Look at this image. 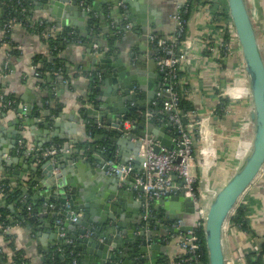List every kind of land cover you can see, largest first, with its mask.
Instances as JSON below:
<instances>
[{
    "label": "crops",
    "instance_id": "0c3cea01",
    "mask_svg": "<svg viewBox=\"0 0 264 264\" xmlns=\"http://www.w3.org/2000/svg\"><path fill=\"white\" fill-rule=\"evenodd\" d=\"M130 1L131 7L120 3L121 1L89 0L85 14L83 0H79L77 5L79 9L69 12L65 20L67 23L62 26V19L53 16L49 9L40 8L38 3L40 1L36 0L28 17L31 22L29 26L14 25L10 32V39L5 42L2 41V19L6 7L0 3V146L9 145L7 141L11 138L13 129L18 131L15 148L12 149L10 156L3 155L4 158L12 159V163H0V181L9 183V191L12 187L19 188L18 182L22 179L17 178L18 181H13L12 178L14 179L18 172H22L24 165L28 168L23 173L25 178L32 174V167L37 168L48 159L40 154L43 148L53 145L60 146L62 150L63 144L69 143L71 145L66 152L74 161L79 157L86 159L87 153L82 151L90 147L96 135L102 133L101 129L95 130L100 125L95 124L93 118H86L84 114L85 101L91 97L97 85V80H92V76L99 67L98 64L92 63L91 50L95 51V48H91L93 38L89 39L90 36H95L100 43L102 42L103 48L98 49L101 52L102 49L105 50L106 57L111 58L114 64H117L116 62H118L117 65L130 64L131 54L135 59L140 55L146 58L139 66L140 68L134 67V69L145 76L146 83L150 82L147 80L149 77H152V83L155 78L156 94L148 101V97L141 93V88L134 85L131 93L137 94V100L142 108H133L134 102H130L129 106L131 109H136L139 116L144 115L146 110H153L151 118L145 117L147 123L153 124L154 127L169 125L171 128L166 129L165 135L170 136V141L175 143L176 133L173 126L166 118L164 121L161 117V114L163 115L161 103L165 97L162 71L154 59L158 50L148 41V35L156 34L161 37L172 35L175 22L171 16L183 6L185 0ZM215 1L196 0L192 5L187 18L185 38L182 41L186 60L178 72V81L187 90L185 98L193 106V110L186 114V122L196 123L189 129L198 131L193 142L194 154L190 172L196 181L199 198L197 206H202L206 210L216 192L245 160L250 152L254 135V124L251 119L252 98L249 85L248 92L245 87L248 80L239 73L237 58L225 54L220 47V43L224 41V34L222 35L220 31L222 26L219 24L223 25L224 22L213 21L210 3ZM245 1L264 60V0ZM224 2L227 8L226 1ZM140 4L144 6V10L141 9ZM133 10L138 14L137 18H140L137 26H133V23L127 20V16L131 15ZM43 19L52 21L51 27L46 26L45 31L48 29L56 33L71 31L79 38L78 41L60 48L59 56L63 59V72L41 71L39 76H35L32 69V65H36L32 63L34 57L50 55L47 40L32 30V22ZM127 23L132 26L130 30L125 28ZM15 48L18 51L14 53ZM148 52H151V56ZM218 53L223 57L222 59H218L220 57ZM150 58L154 60L155 65L149 70L147 60ZM108 68L111 69V65ZM157 76H160V80H157ZM228 86L237 87L236 95L227 93ZM8 95L13 97L12 101L16 108L8 107L3 103ZM221 99L226 101L221 104ZM158 103L160 106L156 111L155 106ZM20 107L24 111H20ZM25 108L29 113L25 111ZM140 130V128L137 129V131ZM55 134H58L60 138H53ZM110 136H112L111 133H109ZM96 143L100 144L98 140ZM75 149L79 151L75 152ZM72 172L77 173L80 183L84 184L93 196L99 198L98 193H110L112 182L107 178L109 174L100 177L99 174H93L87 166L83 165L73 169ZM135 173H139L137 169ZM174 180L179 182L176 177ZM130 183V180L128 183H119L118 188L133 192ZM27 197L28 195L20 190L15 198L9 194L0 193V212L4 214V219L7 221L4 232L8 235L6 238L0 235V253L4 252L6 258V263L2 264L10 262L9 258H12L14 251L21 252L23 258H27L30 264H53L54 261L47 255L51 243L48 233L29 229L25 225V220L18 217L21 215L20 208ZM140 197L142 194L135 191L134 198ZM240 201L248 204L251 210L246 217L253 235L246 231L242 232L233 224L223 226L222 249L225 264H244V258L242 260L237 258L240 250L244 253L246 247L253 244L254 240L257 243L263 241L264 176L255 178L242 194ZM149 203L153 206L142 208L146 217L158 216L160 224H164L166 217L163 215L162 205L158 203V200ZM31 205L29 202L26 205L28 215L30 214L28 206L32 207ZM169 209L173 215L179 216L178 220L181 219L184 222L185 228L191 227L195 219V206L194 211L189 212L181 210L180 203L176 202ZM28 222L35 227V222L30 220ZM170 223L168 221L166 224ZM149 227L153 229L155 236H158L154 242L150 243V245H158L154 249V259L159 263L162 262L160 260L163 257L162 260L168 264H184L182 258L186 250L180 241L181 233L183 234L185 230L180 229L177 233L167 234L166 230L157 226L154 221ZM167 236L171 239L168 240ZM1 258L4 259L3 256H0ZM44 258H49L50 261L46 262ZM138 258L136 257V262L130 264H143Z\"/></svg>",
    "mask_w": 264,
    "mask_h": 264
},
{
    "label": "water",
    "instance_id": "95a60500",
    "mask_svg": "<svg viewBox=\"0 0 264 264\" xmlns=\"http://www.w3.org/2000/svg\"><path fill=\"white\" fill-rule=\"evenodd\" d=\"M78 1L44 0L38 3L40 8L49 9L53 16L61 18V25L65 26L67 14L79 9ZM106 1H121L122 4L132 6L130 0ZM225 1L244 60L253 104L251 119L254 124V135L245 160L216 192L207 208L203 227L207 264H225L222 249L224 222L264 165V60L246 1ZM88 2L89 0H83L85 14ZM140 6L144 10V6L142 4ZM137 17L138 14L133 10L132 14L127 16V20L133 23V26H137L140 22V18ZM93 44H96L97 48L95 51L91 50L92 63L98 64L99 67L92 80H97V85L91 97L85 101L84 114L86 118H93L94 123L100 125L95 130L101 129L102 133L93 135L95 137L90 147L82 151L87 153L86 159L79 157L74 161L66 152L71 144L64 143L61 152L52 159L43 161L39 167H32V174L25 178L23 173L28 168L24 165L22 172H18L17 176L12 178L13 181H18L17 178L22 179L18 182V190L28 195L18 217L25 220V225L29 229L48 233L51 243L47 255L53 261L57 260V264H130L136 262V257H139L143 264H168L162 260L163 257L159 263L154 259V249L158 245L150 243L158 236H155L149 226L154 221L157 226L164 228L167 234L177 233L180 229L189 230L191 227L185 228L183 221L178 227L172 226L179 216L173 215L169 208L177 202L180 203L181 210L193 212L194 204L182 192H177L158 200L166 217L164 224H160L158 216H147L143 219L144 198H134L135 191L143 192L142 186L136 185L132 177L122 179L121 173L116 171L131 161L135 169L141 173L143 158L139 153L144 146V139L155 143V152H159L161 148H176L175 143L170 141V136L165 135L166 129L171 127L169 125L154 127L153 124L147 123L144 115H140L138 122L130 128H123L122 121L127 118L131 109L129 103L134 102L133 108H142L137 100V94L131 93L132 87L137 85L141 88V93L147 96L149 101L156 94L155 78L152 83V77H149L147 80L150 82L146 83L145 76L135 70L146 60L144 56L140 55L135 59L131 54L130 64L117 65L118 62L114 64L111 58L106 57L105 50L102 49L101 52L98 49L104 45L95 36L92 39V49ZM148 55L151 56V52H148ZM110 65L111 69L108 68ZM147 65L150 70L155 65L154 60L148 59ZM157 80H160V76H157ZM159 106V103L155 106L156 111L159 110ZM20 111H24L23 108L20 107ZM25 111L29 113L27 108ZM161 117L165 121L164 114H161ZM183 122H186L185 118ZM138 128L141 130L137 131ZM109 133L112 136L109 137ZM17 134L18 131L13 129L12 136L7 141L9 145L0 146V163H12V159L4 158L3 155L10 156L12 149L15 148ZM55 137L60 138L58 134L53 135V138ZM97 140L100 144L96 143ZM82 165L100 177L109 174L107 178L112 182L110 193H98L99 198L93 196L84 184L80 183L77 173L72 172ZM9 176L11 177V173ZM174 177L176 175H173ZM128 180L131 182L133 192L118 188L119 183H128ZM28 202L32 204L29 215L26 211ZM50 204H53V207ZM151 206L153 204H147V208ZM58 219L61 220L60 223L57 222ZM28 220L35 222V227ZM168 221L171 223L167 225ZM167 238L171 239L169 236ZM49 258L44 260L48 262Z\"/></svg>",
    "mask_w": 264,
    "mask_h": 264
},
{
    "label": "built area",
    "instance_id": "2783aa9c",
    "mask_svg": "<svg viewBox=\"0 0 264 264\" xmlns=\"http://www.w3.org/2000/svg\"><path fill=\"white\" fill-rule=\"evenodd\" d=\"M6 7L9 8L10 11L15 13V15H12L3 24V38H6L8 36L7 34L12 31L14 25L22 23L20 19H18L17 14L20 13L24 8L21 0H16L14 5H7ZM180 8H178V11L173 13L171 16L175 22V29L172 35L167 37H161L156 34L148 35V41L151 42L158 50V54L155 55L154 59L156 64L162 71V87L165 96L164 100L161 103V111L164 114L166 120L173 126V129L175 130L176 148H161L159 152H155V143L144 139V146L139 153L143 158V169L141 173H135V167L131 161H128L120 169H116V171H119L121 173V178L132 176L135 179V184L142 186L143 192L141 194L144 198L143 209L147 208V204L149 202L159 200L164 196H169L176 192H182L191 199L195 206V219L191 225V228L189 230H186L183 234L181 233L180 243L186 250V255L182 258V263L207 264L200 259L204 254L203 246H205V243L204 241L202 242V239L196 232V229L198 227H204L207 210L202 206H197L199 198L196 190V181L194 176L190 172L193 159L194 141L192 135H197L198 131H196L195 129L193 130L192 128V131L189 129L196 123L183 122V118L186 119V114L183 112V110H181L179 105L180 99L187 94V90L182 85H180V82L178 81L179 68L186 60V52L183 49L182 41H180L178 38L185 32L187 24V20H184L180 16ZM125 28L127 30H130L132 26L130 23H127L125 24ZM220 31L222 35L225 34L226 31L229 32V38L226 40V42L222 41L220 43V47L223 51H225V54L227 53L228 55H233L237 58V69L240 71L239 73L241 74V76L243 74V76L247 78L241 47L236 37V33L231 20L224 22ZM6 41H8V39H6ZM93 47L96 49L97 45L94 44ZM217 55L220 56L218 59L223 58L220 53H218ZM32 69L34 70L35 76L40 75L41 71L38 69L37 65H32ZM232 84H234V82H232ZM236 90V86L227 87V93H229L230 95H236ZM3 103L7 106H12L13 101L5 100V102ZM152 115L153 110L151 109L144 112V116L147 118H151ZM135 121V119L126 118L122 121L123 128H130L135 123ZM60 150V146L58 147L51 145L43 148L40 151V154L43 158H51L62 151ZM173 175H176L177 180H179L178 183L176 180H174ZM258 176H264V165L260 170ZM50 206L53 207V204H50ZM30 208L31 207L28 206V209ZM232 210H234V208ZM142 211L144 212L143 219H146L145 211ZM230 214H232V212L229 213V216ZM181 221V219L177 220L174 226L178 227ZM57 222L60 223L61 220L58 219ZM225 224L229 226L233 223L230 222L228 217V219H226V221L224 222V225ZM5 229L6 226L3 230L5 231ZM241 231L245 233V231ZM252 245L253 248L257 250L258 243L256 240H254ZM237 258H239V260H242V258H244V253L241 250Z\"/></svg>",
    "mask_w": 264,
    "mask_h": 264
},
{
    "label": "trees",
    "instance_id": "16d2710c",
    "mask_svg": "<svg viewBox=\"0 0 264 264\" xmlns=\"http://www.w3.org/2000/svg\"><path fill=\"white\" fill-rule=\"evenodd\" d=\"M16 0H0V3H2L5 7L8 5H14ZM22 1V5H23V10L18 13V19H20V21L22 22V26H29V24L31 23L28 20L29 14H31V9L35 3L36 0H21ZM40 1V0H37ZM42 1V0H41ZM196 0H185L183 6H181L180 8V16L184 19L187 20L188 15H189V11L192 7V5L194 4ZM211 4V9H212V14L214 16V20L213 21H220V22H226V21H230V17H229V13H228V8H226L225 6V2L224 0H216ZM122 11V10H121ZM15 15V13H13L12 11L9 10V8L6 7V11L3 15V24L12 16ZM52 21H49L47 19H43L41 21H33L32 22V30H35L37 33L41 34L42 38L47 40V45H48V49H49V56H36L34 57L32 63L36 64L40 71L44 72V71H58V72H63L64 70V64H63V59L59 56V52H60V48L63 45H67L71 42H76L78 41L79 36H77L76 33L71 32V31H65L63 33H56V32H52L49 31V29L47 31H45L44 28H46V26H49V28L51 27ZM3 24H2V29H3ZM121 21H120V26H121ZM219 26H222L221 24H219ZM4 34V33H3ZM8 36L2 39V41H6V39H10V33L7 34ZM54 37V38H52ZM89 39H92L93 36L88 37ZM185 38V32L178 38L180 41H183V39ZM229 38V32L226 31L224 34V42H226V40ZM82 41V40H81ZM14 53L17 52L16 48L15 50H13ZM5 100H12L13 97L12 96H7L5 97ZM226 100L225 99H221V104H223ZM179 105L181 110H183V112L185 114H189L190 111L193 110V106L192 104L184 97H182L179 101ZM16 104V103H15ZM10 107V106H8ZM12 107L16 108V106L14 105V102L12 103ZM187 117V116H186ZM194 118V117H193ZM127 119H139V115L136 112V109H131L130 112L127 115ZM189 119V118H188ZM193 139H196V134H193ZM194 142V141H193ZM194 154V151H193ZM10 189V185L8 182L5 181H0V193L3 195L9 194L12 198H15L18 196L19 190L15 187H12V189L9 191ZM250 208L248 206V204H244L242 203L240 200L239 202L236 204V206L234 207L233 213L230 214L229 216V220L230 222H232L234 225H236L238 228H240L243 231H246L250 234L253 235V230L250 228L249 226V222L248 219L246 217L247 214L250 213ZM0 235H2L4 238H6L8 235L6 234V232H4V228L6 226L7 221L4 219V214L2 212H0ZM196 232L198 234V236L202 239V242L204 241V236H203V228L202 227H198L196 229ZM204 249V254L203 256L200 258L201 261L207 263V258H206V250H205V246H203ZM186 255V254H185ZM185 255L183 257H185ZM0 256H3V258L0 259V264L2 263H6V258H5V254L4 252L0 253ZM12 258H9V263L8 264H30L29 260L27 258H23V256L21 255V252L19 251H14L13 255L11 256ZM244 259L245 262L244 264H264V237H263V241H261L260 243H258V247L257 250H255L253 248V245L251 244L250 246L246 247L245 252H244ZM57 263V260L54 261V263Z\"/></svg>",
    "mask_w": 264,
    "mask_h": 264
},
{
    "label": "rangeland",
    "instance_id": "374dc122",
    "mask_svg": "<svg viewBox=\"0 0 264 264\" xmlns=\"http://www.w3.org/2000/svg\"><path fill=\"white\" fill-rule=\"evenodd\" d=\"M234 57V56H233ZM247 79V78H246ZM247 81V80H246ZM245 87H246V89H247V92H248V82H246L245 83ZM241 197H242V195L240 196V198L238 199V201L236 202V204L239 202V200L241 199ZM236 206V205H235ZM234 206V207H235ZM232 213H233V210L231 211ZM228 217H229V214H228ZM228 217H227V219H228Z\"/></svg>",
    "mask_w": 264,
    "mask_h": 264
}]
</instances>
